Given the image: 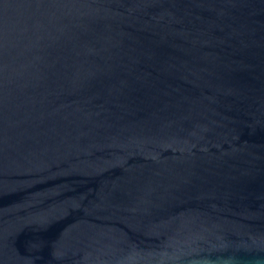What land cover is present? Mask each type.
Listing matches in <instances>:
<instances>
[{"label":"water","instance_id":"95a60500","mask_svg":"<svg viewBox=\"0 0 264 264\" xmlns=\"http://www.w3.org/2000/svg\"><path fill=\"white\" fill-rule=\"evenodd\" d=\"M0 264H264V0H0Z\"/></svg>","mask_w":264,"mask_h":264}]
</instances>
